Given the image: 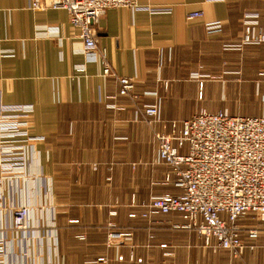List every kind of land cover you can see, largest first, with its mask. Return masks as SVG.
I'll use <instances>...</instances> for the list:
<instances>
[{"label":"crops","instance_id":"obj_1","mask_svg":"<svg viewBox=\"0 0 264 264\" xmlns=\"http://www.w3.org/2000/svg\"><path fill=\"white\" fill-rule=\"evenodd\" d=\"M27 5V0H0V105H34L30 132L44 140L28 154V179L4 180L3 200L6 208L27 204L45 210L31 215L27 233L34 244L28 239L14 243L8 264H30L34 251L45 264H94L108 251L105 225L110 220L134 229L123 252L133 247L142 259L118 261L116 249L110 248V264L245 263V256L207 246L197 230L173 227L184 222L178 212L128 215L144 211L133 201L182 192L166 182L174 175L159 158L155 130L167 131L169 122L202 110L264 114V43L226 48L242 43L245 14L258 13L264 26V0H139L143 8L171 12L107 10L96 26L98 49L105 50L117 76L135 80L137 99L120 95L117 77L105 76L99 62L86 58L67 10ZM194 12L202 15L189 18ZM216 22L221 30L208 32L206 26ZM80 64L86 65L85 72L76 70ZM152 103L161 110L155 126L135 114ZM3 176L11 174L0 169ZM112 209L116 216H110ZM1 213L0 227H5L9 218L5 209ZM53 217L56 238L41 228ZM72 219L79 223L71 224ZM240 225L258 227L256 238L245 230L242 238L244 254L253 253L254 263L262 264L264 221L250 213Z\"/></svg>","mask_w":264,"mask_h":264},{"label":"built area","instance_id":"obj_2","mask_svg":"<svg viewBox=\"0 0 264 264\" xmlns=\"http://www.w3.org/2000/svg\"><path fill=\"white\" fill-rule=\"evenodd\" d=\"M33 10L63 8L68 11L72 28L83 39L84 52L89 61L103 66L105 76H116L120 83V95L137 99L135 80L117 76L107 58L105 50L98 49L96 26L107 10L117 7L133 11L149 10L151 13H169L167 8H143L139 0H27ZM201 12L189 14V18L201 16ZM259 15L246 14L243 18L244 44L264 42V26L259 24ZM220 22L206 26L208 32L221 30ZM78 72H85L86 65H77ZM13 115L18 123L3 120ZM34 115L31 105H0V120L3 127L0 138L9 144L3 146L0 165L7 171L20 172L12 168L26 164L31 141L30 132L20 125L24 116ZM6 119V118H4ZM142 119L155 126L160 121L157 105H145ZM12 128L10 135L1 136L2 130ZM159 146V158L169 165L174 177L169 175L167 183L178 187V195L164 194L152 197L144 203L147 212L143 216L178 212L184 223L175 227L195 229L204 238L205 244L215 251L227 250L234 256L241 255L246 245L243 230L256 238L257 226L243 228L240 220L250 213L264 221V114L261 116L233 115L228 110L209 112L202 110L192 118L173 120L168 131L155 130ZM25 149L27 153L25 152ZM29 151V152H28ZM28 157V158H27ZM0 193V202L1 198ZM30 210L18 206L11 211L13 230L25 229ZM130 216H135L132 213ZM22 227V228H21ZM125 237L128 233H112ZM252 248V247H251ZM6 249L4 248V253ZM0 250V254H1ZM0 264H4L0 262Z\"/></svg>","mask_w":264,"mask_h":264},{"label":"rangeland","instance_id":"obj_3","mask_svg":"<svg viewBox=\"0 0 264 264\" xmlns=\"http://www.w3.org/2000/svg\"><path fill=\"white\" fill-rule=\"evenodd\" d=\"M247 14H257L259 15L258 13H247ZM246 15V14H245ZM259 24L261 25L260 23V15H259ZM243 40V39H242ZM264 43V42H262ZM260 43V44H262ZM242 45H247V44H244V43H240V44H235V45H231V44H228L226 45V48L227 49H232V48H237V47H241ZM250 45H257V44H250ZM157 105L160 109V105L158 103H152V104H144L143 106H141L140 108L136 109L135 110V114L138 115L139 119H142V111L144 109V106L145 105ZM18 106H25V105H29V104H16ZM34 107V105H31ZM115 106V105H113ZM161 112V110H160ZM34 113H35V109H34ZM1 117V116H0ZM13 115H5L4 118L1 117V119H3L4 121L5 120H11V122L13 124H16L18 123V121H16L17 119L19 118H16V119H12ZM33 117L34 115H29V116H24L22 118V122L20 121V125L23 129H27L29 132H30V127H31V124L33 122ZM138 121H142V120H138ZM170 123V122H169ZM169 123L167 125H165L166 127L169 128ZM157 125V124H156ZM3 127V123L1 122L0 120V131ZM158 130V129H157ZM13 131V129L10 127L9 129L7 130H2V133H1V136H4V135H10V133ZM158 131H162V130H158ZM168 131V130H167ZM32 138H34L33 141H31V144L32 146L29 147V151L30 150H34V146H35V143L39 142V141H42L44 140V137L43 136H37V135H33L29 134ZM5 144H9L7 141H4L2 138H0V159L1 157L4 155L3 154V146H5ZM28 151V152H29ZM25 152L27 153L26 149H25ZM33 152V151H32ZM31 152V153H32ZM28 158V157H27ZM28 164H30V160L29 158L26 159V164L23 166V164H16L14 165L12 168H17V170H19L20 172H13V171H7L8 169L7 168H3L1 165H0V169L3 171V172H6L7 174H11V176H3L0 178V193H1V198L4 196V192H3V183H4V180H7L9 178H23V179H26V176H27V179L29 177V173L27 172V168H28ZM19 173V174H18ZM26 179V180H27ZM25 180V181H26ZM154 197V196H153ZM149 200L147 201H143L141 202L140 204H137L136 201H133L132 204L133 205H140L142 207H144V211H142L140 214L133 211V212H130L129 213V217H138V216H141L143 218H150L152 216H156V215H149L147 217L143 216V214L145 212H147V208L144 206V203L148 202ZM4 200L1 199V202H0V223L3 221V218H4V215H2V211L5 209V215H7V217L9 218V224H5V227H0V250H1V254H0V262L4 263V264H8V259H7V254L9 252H12L13 253V246H14V243L17 244V245H20L22 240H23V243L25 241H28L31 240V245L34 244V236H30L29 233H27L31 227H32V222H31V216H30V219L29 220H26L25 222V225L23 226L25 229H21L20 231H15L13 230V227H12V222H11V211L15 210L18 206H24V207H27L28 210H30L31 212V215H32V212L34 210L35 214L37 216H39L40 214L43 213V211L45 210V207L44 209L42 208V206H37L35 207L34 209L27 205V204H21V205H18V206H13V207H8L6 208L4 206ZM132 213L135 214V216H130ZM109 214L110 216H116L117 215V210L116 209H112L109 211ZM169 214V213H168ZM161 215H166V214H161ZM71 224H77L79 223V220L78 219H72L69 221ZM184 223V222H183ZM182 223V224H183ZM175 225H180V224H172L173 227H175ZM4 226V225H3ZM47 228L48 232L46 233V235L50 236V235H53L55 236L56 238V235H57V222H55V217H53L51 219V221L47 224V226L43 225L41 226V228ZM22 228V227H21ZM6 230H9L10 231V235H8L6 232ZM105 230H106V247L109 251L110 248H115L116 251H117V254H116V259L118 261H124L126 260V258L131 261V262H139L141 263L142 262V259L141 258H138L136 255H135V251L133 249V247L131 249H129V252L127 255H125V253L123 252V246H126V244L128 245H131L130 244V240L133 238V235H134V229H132L131 227L129 226H120L119 224H117L115 221H112L110 220L109 222L106 223L105 225ZM128 233V235H126L125 237H121L120 235H116L115 237L114 236H111L112 233ZM77 237L81 240H85L86 239V235L85 234H79L77 235ZM31 238V239H30ZM204 239V238H203ZM129 241V242H128ZM244 241V240H243ZM205 242V240H204ZM42 243V240L39 241L37 244H36V249L40 248L39 247V244ZM245 243V242H244ZM165 245V244H164ZM246 245V244H245ZM247 246V245H246ZM129 247V246H128ZM249 249L252 247L255 248V245H249L248 246ZM4 248L6 249L5 253H4ZM246 249V248H245ZM245 249L243 250L242 254L241 255H238V257L240 258H244L245 256V263L242 262V264H255L253 261V253H251L250 256H248V253L244 254L245 253ZM10 250V251H9ZM251 250V249H250ZM108 251L106 252V254L102 255V256H99L98 258H96V260L93 261L94 264H110V256L108 254ZM224 251V250H223ZM222 251V252H223ZM252 252V251H251ZM169 254V253H168ZM10 256V254L8 255ZM217 257H215L216 259ZM250 258V260H249ZM264 260V257L262 258ZM30 264H45L44 261L42 260V256L40 254H37L36 251H34L32 253V257L29 258V261H28ZM216 262L218 263H221L220 259H216ZM211 263L214 264V260L212 259L211 260ZM217 263V264H218ZM49 264H52V262H50ZM198 264H201L200 262H198ZM237 264H241V262H238ZM264 264V261L263 263Z\"/></svg>","mask_w":264,"mask_h":264}]
</instances>
